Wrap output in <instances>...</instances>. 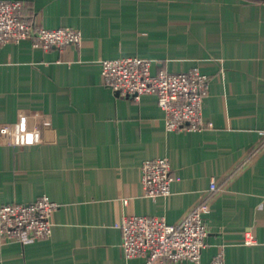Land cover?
<instances>
[{
  "label": "crops",
  "instance_id": "0c3cea01",
  "mask_svg": "<svg viewBox=\"0 0 264 264\" xmlns=\"http://www.w3.org/2000/svg\"><path fill=\"white\" fill-rule=\"evenodd\" d=\"M19 1L36 23L79 29L83 41L0 48V129L20 113L51 122L35 146L5 145L0 133V207L43 195L60 205L49 239L0 238V264H145L124 257L114 224L131 215L176 224L200 203L209 236L199 264L222 248L226 264H264V0ZM121 57L148 59L153 73L207 74L203 129L168 131L156 96L106 87L101 62ZM159 157L175 180L150 198L140 167ZM250 229L257 244L247 246Z\"/></svg>",
  "mask_w": 264,
  "mask_h": 264
},
{
  "label": "built area",
  "instance_id": "2783aa9c",
  "mask_svg": "<svg viewBox=\"0 0 264 264\" xmlns=\"http://www.w3.org/2000/svg\"><path fill=\"white\" fill-rule=\"evenodd\" d=\"M27 7L19 0H0V48L9 43L30 41L35 48L62 50L80 48L82 33L72 27L46 28L27 15ZM104 85L121 97L139 101L154 95L165 118L168 131L193 132L203 129V103L210 91V77L193 67L188 71L152 72V62L140 57L105 59L101 62ZM51 127L42 112L20 113L15 122L1 127L3 144L12 147L35 146L43 142V132ZM141 185L150 198L168 196L174 182L168 158L147 159L140 167ZM216 181L210 191H217ZM127 204V200H124ZM60 205L48 196L32 203L5 204L0 207V238L27 244L49 239L53 233V216ZM207 203H200L182 221L169 224L159 216H123L114 227L121 231L124 257L142 258L145 264H199L207 247L208 225L204 214ZM243 244H257L253 232L247 230ZM211 264H226L223 248Z\"/></svg>",
  "mask_w": 264,
  "mask_h": 264
},
{
  "label": "rangeland",
  "instance_id": "374dc122",
  "mask_svg": "<svg viewBox=\"0 0 264 264\" xmlns=\"http://www.w3.org/2000/svg\"><path fill=\"white\" fill-rule=\"evenodd\" d=\"M4 126V125H3Z\"/></svg>",
  "mask_w": 264,
  "mask_h": 264
}]
</instances>
